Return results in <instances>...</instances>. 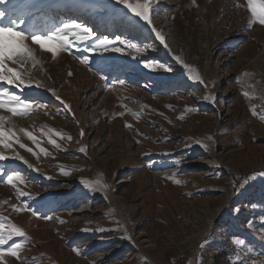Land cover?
Here are the masks:
<instances>
[{
  "label": "rangeland",
  "instance_id": "obj_1",
  "mask_svg": "<svg viewBox=\"0 0 264 264\" xmlns=\"http://www.w3.org/2000/svg\"><path fill=\"white\" fill-rule=\"evenodd\" d=\"M13 4L12 18L27 21L22 27L43 30L77 18L96 26L98 37L121 35L144 49L93 55L85 66L77 59L82 51L53 59L33 46L38 63L29 60L23 69L43 87L11 90L48 107L12 121L23 143L38 151L20 128L32 131L52 155L37 160L14 145L38 172L18 160L0 161V168L25 176L24 191L40 194L28 200L31 207L54 217L46 221L12 211L10 205L21 201L0 177V214L31 238L21 253L24 264H264V121L250 112L251 105L264 111V26L246 27V7L235 6L245 0H153L152 25L167 48L115 0H12L0 8L12 10ZM174 56L196 68L207 87L189 80ZM145 60L172 70L144 69ZM101 76L126 84L106 90ZM209 94L215 103L203 99ZM186 107L197 111L185 112ZM48 128L71 141L53 136L61 145L57 150L43 134ZM58 165L71 174L61 175ZM173 173L183 183L166 179ZM81 178L100 179L108 187L88 192ZM234 238L245 245L235 246Z\"/></svg>",
  "mask_w": 264,
  "mask_h": 264
},
{
  "label": "snow or ice",
  "instance_id": "obj_2",
  "mask_svg": "<svg viewBox=\"0 0 264 264\" xmlns=\"http://www.w3.org/2000/svg\"><path fill=\"white\" fill-rule=\"evenodd\" d=\"M119 5H122L128 13L133 17L139 18L140 21L144 22L146 25L150 26L151 32L155 34V38L159 40L165 48L168 45L165 43V37L158 31L155 26L152 25V16L154 14L153 0H115ZM195 4V0H192ZM12 0H0V5L11 4ZM237 8L246 7V11L249 14L247 19L246 27L251 29L254 25L264 26V0H245V4H236ZM16 6L12 5V10L9 8H0V110H4L10 115L0 114V161H11L18 160L27 166L28 169L33 171H40L35 168L32 163H30L24 156L20 155L18 151L14 148V145H18L20 149H24L30 152L37 160L40 159V154L44 156H51L52 154L43 147H40L41 141L32 131L25 128H20L19 132L22 133L28 140L32 142L33 145L38 149L34 150L28 147L25 143L21 141L20 135L13 124L12 117H25L32 114L37 110H44L48 107L46 102H40L36 100H30L18 94L16 91L11 89H18L20 93H23L25 89L28 88H41L42 83L34 82L30 78H26V69H23V65L29 60L35 66L38 61L34 55L33 46H39L42 51H46L51 54L52 58L55 59L60 53L67 52L70 54H75L76 51H82L86 53L84 55L78 56L79 62L85 66H90L91 57L93 55H103L104 53L113 52L120 54H132L141 53L144 51L138 44L133 43L131 40L123 38L121 35H115L110 38L108 35L99 36L89 26L86 22L80 21L77 18H65L61 20L57 25L48 29H36L33 27H22L26 25V19L21 16L18 19H13L12 15L15 14ZM7 18V22L5 19ZM92 41L90 45L81 49L80 44ZM135 58V56L133 57ZM173 59L180 64L187 72L188 79L194 83H199L201 85L205 84L204 79L199 74L198 70L192 65L185 63L181 57L174 56ZM12 65H16L13 67ZM143 68L156 71L157 69H163L166 72H170L172 69L170 66L165 64L145 60L143 62ZM23 69V70H22ZM69 76L72 75L71 72L68 73ZM245 76L249 75L244 73ZM102 80H105L104 88L114 89L118 83L120 86H125L126 82L123 79L118 81H108L106 77L101 76ZM239 78H237V83H239ZM49 93L59 101L60 104L68 112H71V105L67 104L57 92L53 89H47ZM242 95L245 98H251L248 91H242ZM205 101L215 103V97L211 94L205 95L203 97ZM169 108L172 106L169 105ZM185 112H195L196 108L186 107ZM251 115L264 121V111L257 112V108L254 105L250 106ZM124 113H119L123 115ZM134 116H139L140 113H133ZM74 117V114H73ZM179 119H184L183 115ZM126 127H131V125L126 124ZM43 131V130H42ZM48 137V143L53 145L57 150H61V145L57 142L53 136L59 137L60 139H66L71 141L72 137L65 136L62 132L48 128L47 132L43 133ZM81 137H83L84 132L81 130ZM211 139V137H209ZM197 144H201L202 147L207 148L206 144L202 141L197 140ZM11 150L13 153L11 156L6 155V151ZM81 153L86 152L85 147L79 149ZM178 164L179 161H176ZM152 167V165H148ZM60 168V174L68 176L71 174L70 171L65 170L68 166L58 165ZM80 170V169H76ZM175 173L172 176L166 177V179H172L176 184H181L183 181L175 179ZM0 177H6L4 183L6 185L12 186L15 190L16 197L21 202L19 204H11L10 207L12 211L16 213L30 212L31 216L37 219H44L46 221H51L54 219L53 216L46 213H41L39 209L32 208L28 203V200L35 201L40 195L39 193L33 194L28 191H24L20 185H26L27 181L25 176L19 171H8L6 169L0 168ZM47 179H52V177H46ZM80 184L88 192L92 191H104L107 189V185L103 183L102 180H89L85 178L80 179ZM26 198V199H24ZM44 200L43 197H40ZM3 203H7L4 201ZM47 201L41 205L44 207L47 205ZM234 213L238 214L240 209L237 207L233 209ZM60 223H65L62 218L56 217ZM261 223L264 225V217H261ZM254 222H248V227L252 228ZM111 229L98 228V231H106ZM82 231H89L88 228L82 229ZM125 238L131 239V237L126 236ZM31 243V238L27 235L25 230L12 223L7 217L0 214V264H8V257L15 258L20 264H24L27 259L21 255L25 251V244ZM232 243L237 247H243L246 243L245 240L240 238H234ZM73 251L77 255H81V250L79 248H74ZM239 259V256L237 257ZM33 261L35 258H32ZM95 264V262H92Z\"/></svg>",
  "mask_w": 264,
  "mask_h": 264
},
{
  "label": "bare ground",
  "instance_id": "obj_3",
  "mask_svg": "<svg viewBox=\"0 0 264 264\" xmlns=\"http://www.w3.org/2000/svg\"><path fill=\"white\" fill-rule=\"evenodd\" d=\"M91 27H92L93 29H95V28H96V26H94V25H92Z\"/></svg>",
  "mask_w": 264,
  "mask_h": 264
}]
</instances>
